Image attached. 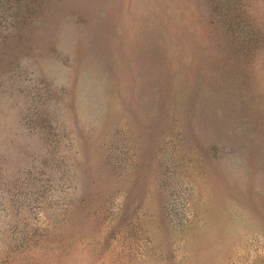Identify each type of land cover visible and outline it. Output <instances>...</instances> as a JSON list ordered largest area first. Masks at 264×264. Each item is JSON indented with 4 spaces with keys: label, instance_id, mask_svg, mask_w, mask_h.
Segmentation results:
<instances>
[{
    "label": "rangeland",
    "instance_id": "obj_1",
    "mask_svg": "<svg viewBox=\"0 0 264 264\" xmlns=\"http://www.w3.org/2000/svg\"><path fill=\"white\" fill-rule=\"evenodd\" d=\"M0 264H264V0H0Z\"/></svg>",
    "mask_w": 264,
    "mask_h": 264
}]
</instances>
